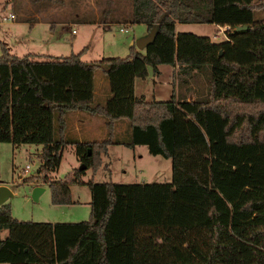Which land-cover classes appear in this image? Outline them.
Returning <instances> with one entry per match:
<instances>
[{
  "label": "trees",
  "instance_id": "16d2710c",
  "mask_svg": "<svg viewBox=\"0 0 264 264\" xmlns=\"http://www.w3.org/2000/svg\"><path fill=\"white\" fill-rule=\"evenodd\" d=\"M264 0H133L132 24L149 31L162 16L154 42L126 57L84 62L80 53L17 57L0 44V116L36 111L26 126L50 137L41 143L35 175L55 172L64 146L73 145L85 169L96 170L109 145L147 147L171 160L170 182H87L89 219L18 221L0 204V263L5 264H264ZM259 18L255 19V12ZM227 27L225 40L176 32L175 23ZM246 25L244 31L234 28ZM201 72L204 97L147 101L134 94L150 67ZM106 78L109 96L94 102L93 75ZM81 111L104 120L99 141L67 139L65 116ZM48 122L46 123V121ZM128 122L125 139L116 124ZM106 164H104V167ZM50 182L51 202L70 204L68 184L84 170Z\"/></svg>",
  "mask_w": 264,
  "mask_h": 264
},
{
  "label": "rangeland",
  "instance_id": "374dc122",
  "mask_svg": "<svg viewBox=\"0 0 264 264\" xmlns=\"http://www.w3.org/2000/svg\"><path fill=\"white\" fill-rule=\"evenodd\" d=\"M72 1V0H71ZM13 2V3H12ZM30 2V1H29ZM68 0H35L30 7L33 10L43 9L64 12L66 22L55 25V37H49L48 29L36 25L31 28L23 24V8L29 7L24 0H0V13H12L14 19L10 23L0 22V44H3L8 53L20 57L25 54H34L36 59L45 57L68 56L80 53V59L84 62H91L107 57H126L130 54V47L140 34L141 24H132L133 0H74V4L67 5ZM83 14L92 20L85 21L80 18H73L74 13ZM259 12H255V19L259 18ZM261 13H263L261 11ZM260 13V14H261ZM129 16L127 17V15ZM127 17V18H126ZM108 22L106 25H99L101 22ZM72 23L68 25V23ZM129 22V23H128ZM90 23V24H87ZM64 24V25H62ZM176 32H190L198 36H207L216 39L217 42L226 39L225 27L219 28L214 24H183L175 23ZM122 29H127L124 32ZM73 29V34H70ZM143 31V30H142ZM223 31V32H222ZM28 32H30L28 34ZM221 33V35H218ZM146 34V33H145ZM144 34V35H145ZM218 35V36H217ZM215 41V42H216ZM137 51L143 52V50ZM172 71L170 64L160 66L161 73L158 75L149 67V78L144 85L148 90L147 96L154 89L156 101H167L172 97L176 100L187 99L189 95L193 98L204 97L207 92L206 77L200 72L178 73L177 66ZM103 77L108 86L106 78L99 70L93 75V83ZM155 101V100H154ZM95 103H101L94 99ZM9 109V108H8ZM6 119V123L16 121L23 122L26 126V115L35 121L39 114L32 109L16 108ZM96 119L103 120L100 117ZM119 123H127L120 121ZM12 126V125H11ZM10 126V127H11ZM103 133V131H102ZM101 133V134H102ZM116 137L121 135L116 134ZM100 132L93 135L92 140H101ZM122 139L126 138L122 135ZM0 135V181L6 183L11 196L6 199L10 215L18 221L32 222H79L89 219V191L87 182H112L117 184H133L144 182H170L171 160L162 156L149 154L147 147L141 145L136 148H129L118 145L110 147L107 155L102 158L101 166L96 170L87 168L79 176L81 183L68 184L70 200L75 203L53 204L50 197V189L47 186L50 182L60 183L78 170L79 160H75L74 147L66 145L61 152L58 169L49 173L46 179L36 177L31 183L22 182L30 175H35L38 166L37 155L32 154L33 145H17L13 142L4 141ZM32 146V147H31ZM104 164L106 166L104 167ZM28 165L27 172L20 173L21 169ZM21 176V179H19ZM41 184L43 191L36 199L31 197L32 183ZM5 230L0 232V239L6 237ZM5 264V263H0Z\"/></svg>",
  "mask_w": 264,
  "mask_h": 264
},
{
  "label": "crops",
  "instance_id": "0c3cea01",
  "mask_svg": "<svg viewBox=\"0 0 264 264\" xmlns=\"http://www.w3.org/2000/svg\"><path fill=\"white\" fill-rule=\"evenodd\" d=\"M24 2H25L24 4L28 3L29 7H27L28 8L27 10H25L26 9L25 6L23 8V11H22V13H23L22 18L24 21L23 24L28 25L30 27V29L35 27L36 25H40L43 28L45 27V29H48L49 34H47V35L49 37H52V36L55 37L56 36V34H54L55 25H57L58 23L59 24L66 23V22H60L63 19H64L63 21L68 20L67 17L66 18H63V17L60 18V16H65L64 15L65 11H63L62 13L61 12L57 13L55 11L49 12V10L44 11L43 9L33 10L30 7V4L32 5V3L35 2V0H24ZM73 2H74V0H72V1L68 0L67 5H69L70 3H73ZM261 11L263 12V13H261V16L264 17V8ZM80 15H82V18H84L85 21H88V22L92 21L86 15H83L82 13L78 14L77 12L73 14V18H80ZM128 16H129V14L127 15V17ZM67 23H68V25L69 24L72 25V23H69V22H67ZM87 24H90V23H87ZM101 24L106 25V24H108V22L102 21L99 25H101ZM62 25H64V24H62ZM141 25H144V24H141ZM143 27L144 28L141 27L140 34L138 37L147 33L146 25H144ZM175 27H176V25H175ZM217 27H218L217 29L223 28L221 26H217ZM225 28H227V27H225ZM71 30H73V29H70V34H73V33H71ZM73 32H74V30H73ZM29 33L30 32H28V34ZM218 35H221V33H219ZM212 41H216V39L215 40L212 39ZM28 54H31V53H28ZM160 66H162V65L158 66V71H159L158 75L161 73ZM174 70H175V67L172 66V71H174ZM147 78H149V73H148V76L144 79H141V78L135 79V81H134V94L136 96H144L147 101H153V100H156L154 89L151 90V93L148 96H147V93H149V91L144 89V85L147 84V82H146L148 80ZM92 84H93L94 99H98L99 102H101V103L104 102L107 99V97L109 96V89H108V86L105 83L103 77L98 78L96 83L94 84L92 82ZM173 95L174 94H172V96ZM191 99H193V95H189L187 97V100H191ZM9 110L10 109H6L0 116V135L2 137H4V139H5L4 141L13 142L17 145V147L19 145H27V147H30V145H33V147L31 146L33 148V151H34L32 154L37 155L39 153L40 148H41V143L47 142L50 137H45V135L41 134L40 129L35 128V127L34 128H26L24 130V132H22L19 128H15V126L18 124L17 122H15L13 124L9 123V126H8L6 123V119H7L8 115L10 114ZM95 117H97V116H91V115H89L85 112H81V111H73V112L67 113L65 116L64 136L67 139H76L79 142L93 141L92 140L93 135H95L99 132H100V135L103 137L104 132H105L104 120L96 119ZM47 122H48V120L46 121V123ZM102 131H103V133H102ZM128 132H129V129H128L127 123H119L118 122L116 124L115 134L121 135L118 138H121L122 135H125V137H127ZM94 141H97V140H94ZM68 146L73 147V145H68ZM116 146H118V145H116V144L109 145L107 148V152H108V149L110 147H116ZM139 146H141V145H137L134 148L139 147ZM103 157H105V156H103ZM74 158L77 162V160H78L77 157L75 156ZM0 185H5L10 190L9 186L6 183L0 181ZM32 187H34V186H32ZM10 192H11V190H10ZM5 202H6V200L3 203H5ZM71 202L75 203V201H73V200H71ZM88 202H89V200H88Z\"/></svg>",
  "mask_w": 264,
  "mask_h": 264
},
{
  "label": "water",
  "instance_id": "95a60500",
  "mask_svg": "<svg viewBox=\"0 0 264 264\" xmlns=\"http://www.w3.org/2000/svg\"><path fill=\"white\" fill-rule=\"evenodd\" d=\"M162 20V16L158 19L157 23L149 30L145 35H142L134 40L133 44L138 50L145 49L148 45L152 44L154 42V39L156 37L159 24ZM246 25H240L234 28V31H244L246 30ZM79 170L85 169V166L83 164H79L78 166ZM43 188L41 186H34L31 190V197L33 199H36L37 196L42 192ZM11 196L10 190L5 185H0V204H2L8 197Z\"/></svg>",
  "mask_w": 264,
  "mask_h": 264
},
{
  "label": "built area",
  "instance_id": "2783aa9c",
  "mask_svg": "<svg viewBox=\"0 0 264 264\" xmlns=\"http://www.w3.org/2000/svg\"><path fill=\"white\" fill-rule=\"evenodd\" d=\"M13 19H14V15H13L12 13H7V14L0 13V22H1V23H3V22H5V23H9V22H11ZM122 30H123L124 32L127 31V29H122V28H121V31H122ZM71 33H73V30H71ZM27 169H28V165H25L24 168L21 169V172H20V173L22 174V173L27 172ZM19 179H21V176H19ZM32 185H34V186H41V184H39V183H37V182H33Z\"/></svg>",
  "mask_w": 264,
  "mask_h": 264
}]
</instances>
